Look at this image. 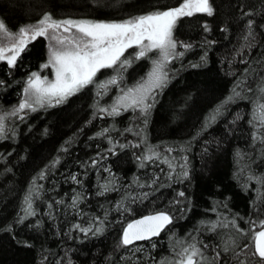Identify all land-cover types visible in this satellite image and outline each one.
<instances>
[{"label":"trees","instance_id":"16d2710c","mask_svg":"<svg viewBox=\"0 0 264 264\" xmlns=\"http://www.w3.org/2000/svg\"><path fill=\"white\" fill-rule=\"evenodd\" d=\"M181 2L0 0V19L15 33L44 13L56 19L122 21ZM210 2L213 16L197 14L177 22L174 38L192 47L171 64L169 82L155 94L146 125L144 117L131 110L101 119L92 85L63 104L22 114L23 120L7 116L6 138L0 140V264H147L127 257L122 233L132 220L157 212L173 219L154 240L155 248L147 251L152 264L177 260L176 253L190 243H196L209 259L219 252L220 264H237L235 245L239 246L236 252L245 245L251 248V230L258 231L264 219V182L249 179L264 181V144L253 142L250 124L261 102L259 86L264 83V0ZM248 20L255 22L254 41L245 40ZM204 24L210 31L204 30ZM48 43L43 37L30 42L14 69L0 63L4 81L0 114L18 106L25 80L47 60ZM249 43L254 46L249 48ZM150 65L149 59L134 62L121 84L138 82ZM113 75L112 69H105L98 79ZM238 82L240 96L225 104ZM106 102L99 98L100 105ZM220 106L221 114L205 130L206 121ZM105 128L108 133L98 136ZM167 148L174 151L169 154ZM149 149L161 158L167 156L175 171L159 161L141 168L138 158ZM182 165L189 173L187 179L180 175ZM105 168L112 173L108 183ZM102 182L112 190L98 195ZM30 189L36 214L18 223ZM181 191L184 197L178 195ZM77 196L80 199L71 209L70 202ZM213 223L215 231L210 230ZM76 225L91 231L85 235ZM9 226L11 231L4 230ZM98 227L102 232H96ZM240 259L247 261L248 256L241 253Z\"/></svg>","mask_w":264,"mask_h":264},{"label":"snow or ice","instance_id":"6c2138e0","mask_svg":"<svg viewBox=\"0 0 264 264\" xmlns=\"http://www.w3.org/2000/svg\"><path fill=\"white\" fill-rule=\"evenodd\" d=\"M197 14L213 16L214 8L210 0H182L177 7L129 17L122 21L56 19L51 13H44L35 24L22 26L15 33L8 28L3 20H0V63H5L8 69H14L17 66V61L30 42L35 41L38 37H43L49 42L47 60L40 66L39 71L31 72L28 76L18 106H15L6 115L0 114V140L6 138L5 121L7 116L18 117L23 120L25 116L22 114L35 112L38 108L45 106L54 107L62 104L90 85L97 89L98 100L94 107L103 114L100 116L101 119L105 116L114 118L131 110L144 117L146 125L150 109L155 102V94L165 88L169 82L168 66L185 54L184 51H178V47L185 51L192 47L190 44H184L174 38L177 22L184 17H193ZM244 15L250 16L252 13H244ZM254 23L253 20L247 21L248 34L245 36V40H248L249 37L253 41L255 40ZM203 27L205 31H210L207 24H204ZM253 46L251 43L248 44L249 48ZM129 49H135V51L128 52ZM126 52H128L127 56H125ZM150 53H155V57L150 56ZM142 59L151 60V68L146 77L133 87H120L123 72L131 67L135 61ZM205 59L206 54L201 57V60ZM241 62L247 63L244 60ZM196 66L198 65H193V67ZM46 69H51L52 79L46 75H41ZM105 69H112L115 75L106 81L98 82L97 75ZM3 84L4 81L0 80V86ZM113 86L120 89V94L107 106L100 105L99 98L106 95ZM239 86L238 82L237 86L233 88L234 96H229L224 102L225 104L240 96V92L236 90ZM251 90L249 88V91ZM259 92L261 102L258 104L257 110H254L250 124L254 128L253 142L258 141L264 144V132H261V129H264V83L259 86ZM222 108L223 106L218 107L209 117L204 125L205 130L212 122H215L217 116L221 114ZM108 131L109 129L105 128L103 132L97 133V135H105ZM109 143H112L111 139H109ZM138 146L133 145V147ZM120 147L123 148L125 145H120ZM173 151L172 148L165 149V152L169 154ZM237 157L242 158L239 152ZM138 159L142 160L141 168L148 162L159 161L167 164L169 169L175 171L174 165L167 156L161 158L160 153L153 149H149L148 154ZM184 159L187 160L186 157ZM58 162V160L55 161V163ZM92 163L95 166L96 161L94 160ZM181 167L184 170L180 175L187 179L189 173L186 165ZM40 179H44L43 172L40 174ZM72 179L76 181V176H73ZM158 179V176L155 177L152 183L154 184ZM169 179H171V174H169ZM249 179L264 182L257 177L249 176ZM33 183L35 184V181ZM143 186L140 185V187ZM101 189L98 195H104L112 190L108 184L102 185ZM147 195L148 193H144L145 197ZM178 195L184 197L185 193L181 191ZM79 199V196L73 198L72 205L76 206ZM122 206V203L117 205L118 208ZM22 211L23 215L19 217L18 223H23L25 219L36 214L33 208L32 189L25 196ZM172 219L166 212H157L129 223L123 230L121 243L127 247L136 241L150 240L152 237L159 236L165 227L172 223ZM231 224L235 227V221H231ZM222 226L227 228L228 224L224 223ZM75 227L84 232L85 235L91 231L90 228H80L79 225ZM216 228L217 224H211V231H215ZM4 230L11 231V227L9 226ZM102 230V227H98L96 232L100 233ZM237 231L243 233L242 229L237 228ZM251 231V248L245 245L240 249V252H236L235 247L239 246L235 245L234 241L231 242L235 245L232 251L237 264H264V219L260 220L258 231L255 227ZM229 250V246L226 244L223 249L224 253L227 254ZM241 253L248 256L247 261L240 259ZM176 255L179 257L177 260L165 261L164 264H220L221 261L219 252L214 258L209 259L196 243L182 247Z\"/></svg>","mask_w":264,"mask_h":264},{"label":"rangeland","instance_id":"374dc122","mask_svg":"<svg viewBox=\"0 0 264 264\" xmlns=\"http://www.w3.org/2000/svg\"><path fill=\"white\" fill-rule=\"evenodd\" d=\"M42 17V16H41ZM71 19H77V18H71ZM89 20H92V19H89ZM36 22H34V23H32V24H35ZM132 50V51H131ZM129 51H131V52H134L135 51V49H129L128 50V52ZM178 51H184V49H181V48H179L178 47ZM128 52H126L125 53V56L127 55V53ZM150 56H152V57H155V53H150L149 54ZM177 60V59H176ZM176 60H174V61H176ZM151 61V60H150ZM173 61V62H174ZM135 62H137V61H135ZM172 62V63H173ZM171 63V64H172ZM171 64L168 66V71H169V68H170V66H171ZM134 66V65H133ZM131 67H132V65H131ZM131 67H128L127 68V70L126 71H124L123 72V79H124V76H125V73L126 72H128V70L131 68ZM150 68H151V65H150V67H148L147 68V70H146V73L144 74V77H142V78H145L146 77V74L148 73V71L150 70ZM40 70V69H39ZM39 70H37V71H39ZM41 75L42 76H48L49 77V79H52V73H51V69H46V70H44L42 73H41ZM99 75V74H98ZM98 75H97V81L99 82V81H106V79H108L109 77H106V76H108V75H106L105 77H106V79H98ZM142 78L139 80V81H141L142 80ZM28 79V78H27ZM26 79V80H27ZM26 80H25V82H26ZM138 81V82H139ZM138 82H135V83H132L131 85H124L123 83L120 85V87H124V88H127V87H133V86H135ZM25 84V83H24ZM124 85V86H123ZM93 86V85H92ZM24 87H25V85H24ZM95 89H94V93L96 94V92H97V89H96V87L95 86H93ZM120 94V89L119 88H117V87H115V86H113V87H111L109 90H108V92H107V94L106 95H104L103 97H101L100 99L101 100H104V99H107V102L105 103V104H102L103 106H107L108 104H110L112 101H113V99L117 96V95H119ZM97 96V95H96ZM66 102V101H65ZM63 104V103H62ZM45 107H48V106H45ZM123 113H125V112H123ZM122 113V114H123ZM104 171V177H105V182L106 183H108L110 180H111V178H112V173H110L109 174V170L108 169H104L103 170ZM161 172V171H160ZM104 182H102L101 184H99V186L101 187L102 185H104L103 184ZM71 209H73V208H75V206H73L72 205V202H70V206H69ZM155 248V246H154V241H152V242H150V244H148V245H144V244H136V245H134V246H128V254H127V257L128 258H132V259H138V260H143V261H148L147 262V264H152V262L150 261V259H149V255H148V253H147V251L149 250V249H154ZM141 255V256H139V258H138V256L137 255ZM137 256V257H136Z\"/></svg>","mask_w":264,"mask_h":264},{"label":"water","instance_id":"95a60500","mask_svg":"<svg viewBox=\"0 0 264 264\" xmlns=\"http://www.w3.org/2000/svg\"><path fill=\"white\" fill-rule=\"evenodd\" d=\"M153 214H155V213H153ZM153 214H148V215H153ZM148 215H144V216H142V217L136 218V219L132 220L130 223H132V222H134V221H136V220H139V219H141V218H143V217H145V216H148ZM128 224H129V223H128ZM128 224H127V225H128ZM127 225H126V227H127ZM168 226H169V225H167V226L165 227V229H166ZM126 227H125V228H126ZM165 229H164V230H165ZM164 230L160 233V235L164 232ZM160 235H159V236L152 237L150 240L136 241L135 243H133L132 245H129V246H134V245H136V244H141V243H146V242L154 241L155 239H158V238L160 237Z\"/></svg>","mask_w":264,"mask_h":264},{"label":"flooded vegetation","instance_id":"af4514ba","mask_svg":"<svg viewBox=\"0 0 264 264\" xmlns=\"http://www.w3.org/2000/svg\"><path fill=\"white\" fill-rule=\"evenodd\" d=\"M1 20V19H0ZM38 69H40V67H38ZM37 71V70H36ZM169 225H172V223L171 224H169Z\"/></svg>","mask_w":264,"mask_h":264}]
</instances>
